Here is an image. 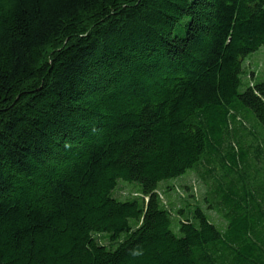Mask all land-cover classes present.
Listing matches in <instances>:
<instances>
[{"label": "trees", "instance_id": "trees-1", "mask_svg": "<svg viewBox=\"0 0 264 264\" xmlns=\"http://www.w3.org/2000/svg\"><path fill=\"white\" fill-rule=\"evenodd\" d=\"M262 46L264 0H0V264H264Z\"/></svg>", "mask_w": 264, "mask_h": 264}, {"label": "rangeland", "instance_id": "rangeland-1", "mask_svg": "<svg viewBox=\"0 0 264 264\" xmlns=\"http://www.w3.org/2000/svg\"><path fill=\"white\" fill-rule=\"evenodd\" d=\"M243 66L247 71V75L246 74L242 75L244 84L253 81L264 80V46H262L256 52L246 57L243 60ZM172 183L174 184L175 189L171 190L170 193L167 195L163 193V189L168 183H161L160 190L164 199L167 202L169 201L175 202L176 203L175 206L179 207V205L181 204L180 200L185 196L187 197L188 194L190 193H194L198 198V200L201 202L203 187L197 181L195 174L188 173L184 177L174 180V182ZM130 190H131V186L123 184L118 192V195L123 196V192H129ZM209 215L211 216L214 222L218 224L222 222L220 217L214 212L210 211Z\"/></svg>", "mask_w": 264, "mask_h": 264}]
</instances>
